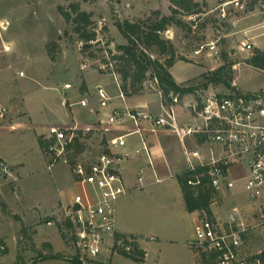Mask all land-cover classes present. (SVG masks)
I'll return each instance as SVG.
<instances>
[{"label": "rangeland", "instance_id": "374dc122", "mask_svg": "<svg viewBox=\"0 0 264 264\" xmlns=\"http://www.w3.org/2000/svg\"><path fill=\"white\" fill-rule=\"evenodd\" d=\"M195 1L203 7L196 20L190 17L193 13L180 10L176 17L184 24L168 26L167 30L171 32L161 34L164 40L174 44L176 62L182 61L174 67L175 73L188 79L183 83L192 89L181 105L194 101L197 91H215L222 95L262 93L264 70L253 67L247 60L256 49H264V0H245V10L233 5L225 18L220 7L233 0ZM73 3L79 4L80 10L93 14L92 29L99 30L101 42L82 50L79 48L77 24L67 20L60 9L72 11L75 16L71 9ZM171 8L170 0H0V20L8 22L6 29L0 27V152L24 162L21 176L15 167L3 160L10 173L0 175V240L8 252L1 255L0 264H74L75 247L61 228V202L57 203L61 192L67 201L77 192L70 165L83 152L71 149L66 156L68 163L63 158L51 165L53 156L41 150L38 141L41 136H49L52 125L65 129L73 126L70 123L74 119L94 118L93 113L91 117L86 115L81 105L70 107L77 100L91 101L92 95L86 94V81L105 85L113 98L110 106L121 110L128 103L127 97L148 99L153 103L156 99L161 101L160 89L151 85L138 91L129 86L130 95L122 98L115 74L101 71L98 63H106L107 51L111 55L107 43L113 42L114 49L128 43L122 34H118V21H142L149 25L159 20L158 12L172 14ZM217 38L220 39L221 58L193 57L192 50L196 45ZM246 40L253 44V49L241 53L238 46ZM49 51L55 53L54 59ZM149 52L152 58L162 62L171 57L169 53H161L156 46ZM86 63L89 67L82 69ZM225 65L231 82L209 81L206 76ZM153 76L149 72L147 79ZM117 77L123 84L121 76L118 74ZM68 83L72 87L65 89L64 85ZM94 102L98 103V100ZM163 103L166 106L168 102L163 98ZM89 106L99 108L93 104ZM109 114L110 111L102 115L108 117ZM117 128L108 131L114 133ZM101 130L97 126L83 130L86 135L81 140L84 150H100L104 137ZM168 139L173 142V137ZM246 175L243 172L235 175L241 180L232 192H219L212 210L222 223L228 222L232 215L236 217L244 230L245 249L248 254H254L264 251V196L259 199L249 197L245 189ZM171 183L173 178L128 196L129 208L124 221L129 229L143 235L159 236V240L145 242L150 257L145 256L143 264L157 263L156 250L159 248L164 252H175L180 263H193L189 240L196 233L194 225L189 223L185 233L173 237ZM235 208H238L237 213ZM50 220L52 226L48 224ZM0 248L4 247L0 245ZM104 248L95 264H141L113 251L111 243ZM141 249L145 250L142 246ZM197 259L196 264H202L200 255Z\"/></svg>", "mask_w": 264, "mask_h": 264}, {"label": "built area", "instance_id": "2783aa9c", "mask_svg": "<svg viewBox=\"0 0 264 264\" xmlns=\"http://www.w3.org/2000/svg\"><path fill=\"white\" fill-rule=\"evenodd\" d=\"M233 5L242 10L247 8L245 0L226 2L220 7L223 18L228 15L229 7ZM198 15L196 13L190 17L196 20ZM7 26L8 22L0 20V27L6 29ZM193 27L196 28L197 25ZM96 32L99 34V30ZM164 32L168 35L171 30ZM98 42H101L99 36L91 40L79 39L78 45L82 50ZM219 43V38L199 43L192 50V55L194 58L219 59L222 56ZM112 44L113 42L107 43L111 55L107 51L106 63L101 61L98 67L105 73L115 74L120 90L119 96L126 98L122 84L117 80L119 73H116V60L113 59L119 51L112 48ZM6 49L9 50V47ZM252 49L253 44L248 40L241 41L238 46V51L241 53L250 52ZM88 67L87 63L82 65V69ZM147 85L160 89L155 76L145 80L144 86ZM71 87L69 83L64 85L65 89ZM197 93L198 96L194 101L183 104L189 113L184 125L175 108L181 105L186 95L181 98L174 93L170 94V101L166 106L162 104L160 113L151 112L142 106L123 110L114 107L108 117L99 120V125H96L98 129L108 131L119 127L116 130L124 132L118 134L117 131L116 134L103 137L99 151L84 150L80 158L71 162L70 168L78 190L71 200L61 203L59 223L75 247L73 260H78L81 264H95L105 246L110 243L112 249L115 246V235L118 232L117 203L128 193L122 166L131 158L132 153L136 155L145 153L150 158L155 181L164 180L155 165L153 146L147 142L148 133L174 134L182 142L187 138L199 140L201 145H197L194 149L185 146L186 169L196 170L199 167H207L211 184L217 192L232 190L236 182L231 179L232 168L246 165L248 173L245 177V189L249 197L259 199L264 196V90L262 93L254 94L235 92L222 95L215 91H202V93L197 91ZM160 95L163 99L161 89ZM95 96L98 100V109L90 107L88 99H82L79 103L85 108L90 107L89 110L93 113L103 114L113 98L103 84L96 86ZM77 130V126L65 129L57 125L49 127V136L46 138L50 143L46 152L54 158L51 165L63 158H65L64 162H69L66 156L69 150L73 149ZM133 134L140 135L143 145L132 152L127 149V137ZM7 173H10L9 166L4 161L0 162V175ZM199 176L191 183H199ZM137 180L143 186L145 167L138 170ZM235 211L237 213L238 208H235ZM48 224L52 226L53 221L50 220ZM244 235V230H241L234 215L226 223L216 218L204 217L190 245L202 260L206 258L211 264H264L257 256L262 251L247 253ZM117 244L122 245L123 240H119ZM126 249L131 248L128 246Z\"/></svg>", "mask_w": 264, "mask_h": 264}, {"label": "trees", "instance_id": "16d2710c", "mask_svg": "<svg viewBox=\"0 0 264 264\" xmlns=\"http://www.w3.org/2000/svg\"><path fill=\"white\" fill-rule=\"evenodd\" d=\"M170 1L172 3V14L166 15L158 12L157 15L159 16V20L149 25L142 21L134 22L129 20L118 21L116 24L120 33L128 41L127 44L118 45L116 49L119 53L113 56V59L116 60V72L121 76L123 82L122 89L126 96L130 95L129 86L137 91L144 88V82L149 72L157 77L166 102L170 101L169 96L171 93L178 94L183 98L185 95L192 92V89L187 88L185 83L178 82L171 73L170 67L176 63L175 46L171 42L164 40L160 32L166 31L168 26L173 24H184L182 20H178L176 17V14L179 13L180 10L196 14L201 13L203 7L201 3L195 0ZM60 9L67 20H73L77 24V32L80 39H97L98 34L96 30L92 29L94 21L91 12L80 10L79 4L76 3L71 4V9L76 13L75 16H73L72 11H65L62 7H60ZM103 29L105 31L107 30L106 27H103ZM154 46L158 47L163 54H171V57L166 60V62L152 58L149 49ZM49 55L51 58H55V53L52 51H49ZM247 61L253 67L264 70V49H256L254 54ZM227 67L226 65L222 66L209 73L206 77H208L211 82L229 84L231 80L227 78ZM76 133L77 137L73 149H75L77 153H81L84 151L85 147L81 139L86 137V135L82 129H78ZM51 141L53 142L54 139ZM39 142L42 149L46 151L50 140L41 136ZM0 162H3L1 157ZM198 175H200V182L197 184L191 183ZM178 180L185 197L187 209L190 212L200 211L204 214V217L215 219L216 217L212 210V204L219 195V192H217L211 184L208 168L199 167L196 170L185 169L178 175ZM121 239L123 240V244L118 245L117 242ZM115 240L116 244L113 247V251H117L138 263H144L146 251L141 249L140 237L138 235H129L118 231L115 235ZM0 245L4 247L2 249L0 248L1 257V255L7 253L8 250L1 240ZM128 246H130V250L126 249ZM257 256L264 262V251ZM73 262L74 264H81L78 260H73ZM107 264L114 263L108 262ZM202 264L211 263L204 258Z\"/></svg>", "mask_w": 264, "mask_h": 264}, {"label": "crops", "instance_id": "0c3cea01", "mask_svg": "<svg viewBox=\"0 0 264 264\" xmlns=\"http://www.w3.org/2000/svg\"><path fill=\"white\" fill-rule=\"evenodd\" d=\"M117 28V27H116ZM118 29V28H117ZM120 31L118 30V34ZM121 34V33H120ZM255 36L253 37V39ZM182 62V61H178ZM176 62L172 67H170V71L173 74V76L176 78V80L180 83H183L187 81L188 79H182L177 73L174 71V67L178 64ZM190 79V78H189ZM95 85L91 84L90 82L86 81L87 85V91L86 94H91L92 98H90V104L98 106V103L94 102L96 101L97 98L93 97L95 96V90L96 86L99 84L94 83ZM161 101H158V99L155 100V103H153L151 100L148 99H134V97H127L128 103L125 105L124 108H135V107H145L151 112L154 113H160L162 111V104H163V99L162 97H159ZM82 100V99H81ZM80 100H77L74 103L70 104V107H74L75 105H80ZM160 102V103H159ZM157 103V104H156ZM95 106V107H96ZM85 111L86 115H89L91 117L92 113L88 108H85L81 106ZM116 106H109L107 110L103 113H106L110 111L112 108ZM123 108V109H124ZM176 111L177 115L180 118L182 125L185 124L186 121V116H189L188 111L183 105L176 106ZM95 116L91 120H83V119H74L72 123L73 126H77L78 129L84 130L85 128H90V127H96V125H99V120L104 119L105 117L101 113H93ZM91 120V121H90ZM130 122H128V125ZM21 126V125H20ZM22 127V126H21ZM16 129V128H14ZM11 130V129H9ZM36 130V129H35ZM12 131V130H11ZM102 135L104 137H109L113 134H116V132L111 133L109 131L101 130ZM124 131H118V134H122ZM170 137H173V142L170 141ZM147 142L153 146L154 150V161L156 168L158 170L159 175L164 178V180H169L173 178V211H172V216H173V237H176L182 233H185L188 230V224L192 223L194 225V228L199 226L201 223L202 219L204 218L202 212L200 211H194L190 212L187 209V204L185 201V197L181 188V185L178 180V175L186 169L187 163L185 159V146L189 148H196L197 145H201L199 143V140L194 139V138H187L184 142H182L177 136L174 134H168L166 132H161L158 134L154 133H148L147 135ZM176 138V139H175ZM128 141V147L127 149L130 151H134V149L141 147L143 145L142 139L139 134H133L129 135L127 137ZM40 149H42L40 142L38 141ZM0 157L6 161L9 165L15 167L17 171L21 173L24 169V162L22 160H13L10 157L5 156L3 153L0 152ZM7 164V165H8ZM184 165V166H183ZM183 166V167H182ZM141 167H145V181L143 183V186H141L137 180V173L138 170ZM122 172L125 177L127 186H128V193L123 195L117 203V212H118V222H117V227L118 231L121 233L125 234H134L138 235L140 237V245L145 249L146 251V258L149 259L150 257V251L145 247V242L146 241H155L159 240V236L155 235H143L141 233L133 232L131 229H129V226L126 224L124 221V216L126 213V209L129 208V203L127 200H129V195L132 193H137L141 192L144 190H147L157 183L155 181V175L153 171V167L150 166V158L144 153L142 155H136L132 153L131 158L127 160L126 162L123 163L122 166ZM243 172V173H248V168L246 165H239V166H234L231 170V179L236 180L235 182V187L236 184L241 180L240 177H235L236 174ZM23 177H25L23 175ZM163 180V181H164ZM226 191H233V190H226ZM58 203L67 201L66 198H64V193L61 192L60 197L58 199ZM196 233L193 234V236L190 238L189 242L194 239ZM162 245V243H158ZM156 253L158 254V260L157 263L154 264H183L180 263L178 260L179 258H175L176 253H168L162 251V249H157ZM190 259L193 262L192 264H196V259H197V254L193 251V253L190 255ZM198 260V259H197Z\"/></svg>", "mask_w": 264, "mask_h": 264}]
</instances>
